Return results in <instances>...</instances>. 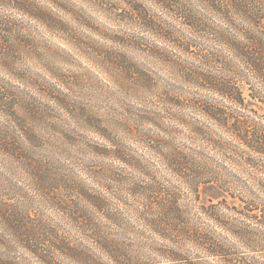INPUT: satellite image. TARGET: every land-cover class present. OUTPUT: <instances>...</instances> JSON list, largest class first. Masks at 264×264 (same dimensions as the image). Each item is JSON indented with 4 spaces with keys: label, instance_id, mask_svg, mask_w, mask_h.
I'll list each match as a JSON object with an SVG mask.
<instances>
[{
    "label": "clouds",
    "instance_id": "obj_1",
    "mask_svg": "<svg viewBox=\"0 0 264 264\" xmlns=\"http://www.w3.org/2000/svg\"><path fill=\"white\" fill-rule=\"evenodd\" d=\"M0 264H264V0H0Z\"/></svg>",
    "mask_w": 264,
    "mask_h": 264
},
{
    "label": "rangeland",
    "instance_id": "obj_2",
    "mask_svg": "<svg viewBox=\"0 0 264 264\" xmlns=\"http://www.w3.org/2000/svg\"><path fill=\"white\" fill-rule=\"evenodd\" d=\"M101 19H103V17H101ZM150 35H152L153 38L156 40L158 46L167 47L173 53L174 51L178 52L177 49H175V46H173L172 43L166 40L164 37L155 36V34H150ZM59 43L62 47L68 49L70 52L75 53L82 61L87 62L85 60V57L81 55L70 42H65L64 40H60ZM140 150L144 151L145 149L141 148Z\"/></svg>",
    "mask_w": 264,
    "mask_h": 264
},
{
    "label": "trees",
    "instance_id": "obj_3",
    "mask_svg": "<svg viewBox=\"0 0 264 264\" xmlns=\"http://www.w3.org/2000/svg\"><path fill=\"white\" fill-rule=\"evenodd\" d=\"M165 39L168 40L169 42H171L173 46H175V49H177V51H178V52L174 51L175 54H177V55H187V56L191 57V55H192L191 46L189 48V51L185 52L183 48L178 47L173 41H171V40H169L167 38H165ZM245 98L246 97L244 96V94L241 93V101H243V99H245ZM217 254L223 255L224 253H223L222 250L213 252L212 255L209 256V260L211 261L214 258V256L217 255Z\"/></svg>",
    "mask_w": 264,
    "mask_h": 264
}]
</instances>
